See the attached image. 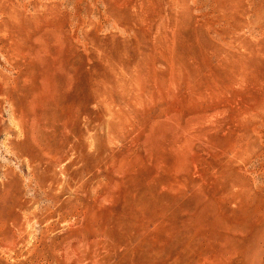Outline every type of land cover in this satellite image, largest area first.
<instances>
[{
    "label": "rangeland",
    "instance_id": "374dc122",
    "mask_svg": "<svg viewBox=\"0 0 264 264\" xmlns=\"http://www.w3.org/2000/svg\"><path fill=\"white\" fill-rule=\"evenodd\" d=\"M0 86V264H264V0H0Z\"/></svg>",
    "mask_w": 264,
    "mask_h": 264
},
{
    "label": "bare ground",
    "instance_id": "6f19581e",
    "mask_svg": "<svg viewBox=\"0 0 264 264\" xmlns=\"http://www.w3.org/2000/svg\"><path fill=\"white\" fill-rule=\"evenodd\" d=\"M2 77V76H1ZM6 82H8V79H7V81ZM6 84V83H5ZM8 84H9V82H8ZM13 84H15V83H13ZM14 86V85H13ZM1 87V86H0ZM6 87V86H5ZM8 87V86H7ZM4 89V88H3ZM13 92V91H12ZM13 95V94H12ZM6 97V96H5ZM10 97H11V95H10ZM4 98V97H3ZM10 100V99H9ZM10 102V101H9ZM10 103H12V102H10ZM248 248V247H247Z\"/></svg>",
    "mask_w": 264,
    "mask_h": 264
}]
</instances>
